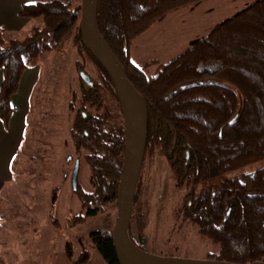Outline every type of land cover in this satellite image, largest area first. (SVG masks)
Instances as JSON below:
<instances>
[{
    "label": "trees",
    "instance_id": "16d2710c",
    "mask_svg": "<svg viewBox=\"0 0 264 264\" xmlns=\"http://www.w3.org/2000/svg\"><path fill=\"white\" fill-rule=\"evenodd\" d=\"M203 1L98 0L96 25L144 101L145 155L157 150L177 184L193 187L183 197L179 213L182 221L216 247L208 255L209 261L264 263V168L252 175L224 179L215 189L202 188L264 159V0L216 25L206 37L161 66L154 77H148L130 59L133 42L151 26ZM80 14L81 0L69 4L34 1L18 13L20 18L41 21L29 36L7 42L0 30V123L6 125L9 119V99L17 91L26 63L47 51L61 52L70 42L91 56L118 111L105 105L95 82L93 90H84L82 106L92 112L87 120L78 116L79 150L90 172V191L81 200L84 214L80 219L85 221L97 217L104 206L116 205L124 128L112 83L82 40ZM47 38L50 44L45 43ZM129 227L127 237L135 245ZM89 238L106 264H119L110 231H95Z\"/></svg>",
    "mask_w": 264,
    "mask_h": 264
},
{
    "label": "rangeland",
    "instance_id": "374dc122",
    "mask_svg": "<svg viewBox=\"0 0 264 264\" xmlns=\"http://www.w3.org/2000/svg\"><path fill=\"white\" fill-rule=\"evenodd\" d=\"M256 1L205 0L170 13L134 41L131 61L144 68L148 77H154L161 66L206 37L216 25ZM40 25L41 21L35 20L22 31L4 32L5 40H21ZM45 43L50 44V38ZM79 70L97 84L104 103L118 111L110 89L100 82L97 64L71 42L61 52L47 51L26 63L17 91L9 99L11 112L3 125L6 141L0 149L4 180L0 192V264H106L89 235L112 231L117 223L116 205L104 206L95 218L80 219L84 214L82 195L90 191V172L83 155L75 154L70 137L85 94ZM69 156H76L81 164L76 192L71 186ZM263 168L264 159L202 188L215 189L224 179L252 175ZM192 191V186L177 184L157 150L145 155L129 227L138 249L162 258L209 261L208 255L216 247L182 221L179 213L183 197Z\"/></svg>",
    "mask_w": 264,
    "mask_h": 264
},
{
    "label": "water",
    "instance_id": "95a60500",
    "mask_svg": "<svg viewBox=\"0 0 264 264\" xmlns=\"http://www.w3.org/2000/svg\"><path fill=\"white\" fill-rule=\"evenodd\" d=\"M98 0H82L80 32L82 40L108 75L118 99L124 126V154L121 178L118 184L116 207L117 223L111 231L113 248L119 264H229L218 261H191L177 258H162L138 249L127 237L136 188L141 172L147 132V115L144 101L128 82L124 70L101 38L96 25ZM78 77L85 89L94 87L93 81L82 70ZM83 117H85L83 115ZM78 164H75L71 186L76 190ZM230 213L228 209L226 215ZM252 264H264L254 262Z\"/></svg>",
    "mask_w": 264,
    "mask_h": 264
},
{
    "label": "crops",
    "instance_id": "0c3cea01",
    "mask_svg": "<svg viewBox=\"0 0 264 264\" xmlns=\"http://www.w3.org/2000/svg\"><path fill=\"white\" fill-rule=\"evenodd\" d=\"M34 1H48V0H0V30L4 32H19L27 28L30 23L33 21H29L18 16V13L22 6L30 5ZM137 43V41L135 42ZM136 49V46L133 42L130 48V57L132 60L133 51ZM0 75L1 72H0ZM2 76H0V87L2 83ZM6 129L3 124L0 123V149H2V141H6L5 136ZM2 145V146H1ZM3 169L0 168V192L4 188L3 184Z\"/></svg>",
    "mask_w": 264,
    "mask_h": 264
},
{
    "label": "flooded vegetation",
    "instance_id": "af4514ba",
    "mask_svg": "<svg viewBox=\"0 0 264 264\" xmlns=\"http://www.w3.org/2000/svg\"><path fill=\"white\" fill-rule=\"evenodd\" d=\"M93 89H94V87L91 90H93ZM84 90H85V88H84ZM95 96H97V93L95 94ZM82 107L80 108L79 116H81L83 120H87V117H88L89 113L91 114V112H90L91 110L87 106H84V108H82ZM107 107L110 108V109H112L110 106H107ZM120 114H121V117H122L121 109H120ZM83 115L85 117H83ZM78 123L79 122L77 120V122H75L73 124L72 133H71L70 137H71L72 146H73V149H74L75 154L78 155V156H80V154H82L80 152V150H79V147L81 145V139L79 138L78 134H79L81 128H79L80 127V124H78ZM122 123H123V119H122ZM123 128H124V126H123ZM83 134H84V136L87 135L85 131H83ZM144 157H145V151H144ZM144 157H143V161H144ZM67 163L69 164L68 166L70 167V170H71L70 179L72 177V173H73L75 164H78L76 190L73 191V192H76L79 189V187H78V178H79V173H80V170H81L80 159L77 158L76 156L74 158H72V156H69V157H67ZM142 165H143V162H142ZM141 170H142V167H141ZM140 174H141V172H140ZM139 178H140V176H139Z\"/></svg>",
    "mask_w": 264,
    "mask_h": 264
},
{
    "label": "built area",
    "instance_id": "2783aa9c",
    "mask_svg": "<svg viewBox=\"0 0 264 264\" xmlns=\"http://www.w3.org/2000/svg\"><path fill=\"white\" fill-rule=\"evenodd\" d=\"M63 3L65 4H69L70 3V0H61Z\"/></svg>",
    "mask_w": 264,
    "mask_h": 264
}]
</instances>
